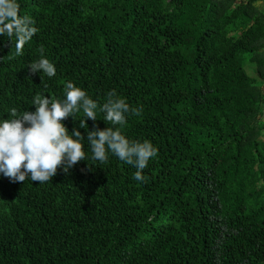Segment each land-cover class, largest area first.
I'll return each mask as SVG.
<instances>
[{
	"label": "trees",
	"instance_id": "obj_1",
	"mask_svg": "<svg viewBox=\"0 0 264 264\" xmlns=\"http://www.w3.org/2000/svg\"><path fill=\"white\" fill-rule=\"evenodd\" d=\"M17 2L38 32L21 55L0 36V122L68 82L98 106L115 90L142 109L122 134L158 156L146 182L94 160L87 131L113 127L98 108L68 173H0V264H264V0ZM41 47L52 78L30 72Z\"/></svg>",
	"mask_w": 264,
	"mask_h": 264
},
{
	"label": "clouds",
	"instance_id": "obj_2",
	"mask_svg": "<svg viewBox=\"0 0 264 264\" xmlns=\"http://www.w3.org/2000/svg\"><path fill=\"white\" fill-rule=\"evenodd\" d=\"M17 0H0V36L12 41L15 37L17 55L23 53L26 43L37 34L35 21L20 14ZM41 58L29 65L32 74L43 73L49 78L56 75L53 63L44 58V49H39ZM42 79V76H41ZM66 99L63 101L41 97L33 100L35 112L18 114L16 108L10 110L12 119L0 122V173L13 182L27 179L46 183L63 168L68 173L80 161L86 160L85 137L80 128L88 130V120L97 121V109L105 113L104 121L113 127L105 130L87 131V142L92 158L106 163L109 152L121 161L135 166L133 179L146 182L143 170L149 161L158 156V149L150 141H129L121 132L127 123V115L139 116L142 109L131 107L115 90L107 93L106 102L98 106L81 88L68 82L65 86ZM83 111L86 119L80 120L78 128L70 134L63 121ZM119 126V127H116Z\"/></svg>",
	"mask_w": 264,
	"mask_h": 264
}]
</instances>
